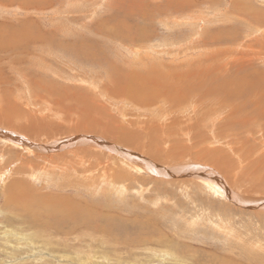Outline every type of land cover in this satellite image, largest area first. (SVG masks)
Returning a JSON list of instances; mask_svg holds the SVG:
<instances>
[{"label":"rangeland","instance_id":"1","mask_svg":"<svg viewBox=\"0 0 264 264\" xmlns=\"http://www.w3.org/2000/svg\"><path fill=\"white\" fill-rule=\"evenodd\" d=\"M113 1L0 0V128L20 140L27 136L19 128L43 132L27 139L36 146L30 152L21 142L0 136V264H220L221 259L238 257L264 264V212L238 208L190 182L192 177L173 181L130 171L121 160L113 161L111 157L118 156L109 150H90L69 141L77 134L104 136L108 143L145 158L202 164L222 179L231 178L232 183L223 179L228 188H240L244 196L264 195V123L253 122V114L248 117L251 104L235 105L237 112L230 114L223 107L231 102L230 95L223 94L221 103L202 95V83L210 79L211 86L223 71L224 80L239 72L240 77L254 76L264 87V34L252 28L262 27L257 24L264 17V0H187L185 9L182 0H168L172 12L162 10L161 17L155 6L164 0H146L136 16L155 14L150 27L149 21L132 20L127 11L112 22L146 27L149 39L133 45L112 41L105 30L93 32L96 23L113 15ZM237 1L249 5L244 13L233 10ZM251 7L257 18L253 24L246 18ZM24 23L53 49L17 48L14 35ZM229 27L238 29L233 44L221 43L218 49L204 43L206 32ZM61 42L67 48L56 47ZM73 44L83 45L88 56L73 52ZM216 52H221L220 60L225 58L222 62L206 60ZM241 56L248 59L243 68L230 66ZM138 80L145 83L135 88ZM190 103L203 114L190 119ZM256 123L262 125L261 137L255 135ZM64 140L66 147L55 145ZM12 183L15 190L69 197L95 207L100 215L78 225H56L42 217L36 221L26 210L41 204L17 207L9 200L15 191ZM42 202L43 208L50 206ZM37 207L34 211L41 213ZM90 221L100 230L108 223L112 227L106 232L85 229L93 228Z\"/></svg>","mask_w":264,"mask_h":264},{"label":"bare ground","instance_id":"2","mask_svg":"<svg viewBox=\"0 0 264 264\" xmlns=\"http://www.w3.org/2000/svg\"><path fill=\"white\" fill-rule=\"evenodd\" d=\"M31 1V0H30ZM146 0H114L113 2H112V7L110 6V8L109 9H111L110 10V14H113V15H111L110 17H108V19H107V21H105V22H103V20H101L100 21V24L101 25H96L95 24V30L93 31V32H95V31H102V30H105L106 32V34L108 35V36H111V40L112 41H115V42H118V43H122L121 41L122 40H124V41H127V42H129L130 43V45H133V43L135 44V43H137V42H139V41H146V40H148L149 39V37H150V35H148V30L146 29V27H142L141 25H139V24H137V23H133V25L135 26V27H130V26H128V25H126V24H124L122 27H120L119 25H117V24H112V22L113 21H115V20H120V17L121 16H123V15H125V11H127V12H130V14L132 15V16H130V18L132 19V20H144L145 22H147V21H149L148 23L150 24V19H154L155 18V14H148V16H146V14H141V15H139V16H136V12H142V8H143V3L145 2ZM185 1H187V0H182V2H181V5H182V7L184 8V6H185ZM27 2V1H26ZM161 2V1H160ZM187 2H189V1H187ZM166 3H169L168 2V0H164V2L162 3H160L159 5H156L155 7L156 8H158V12L156 13V14H159L160 15V17H161V14H162V10H163V12L164 13H167V12H172V10H171V8L168 6V4H166ZM29 6H31V5H29ZM32 7H33V5H32ZM238 7V8H237ZM249 7V5L247 4V3H245V4H239V1H237V2H235L234 3V5H233V10H236V13H238V12H242V13H244L242 10L243 9H246V8H248ZM31 8V7H30ZM27 10H28V8H26ZM185 9V8H184ZM147 10V9H146ZM258 10V9H257ZM114 11V12H113ZM148 11V10H147ZM177 11H179V10H177ZM177 11H175V12H177ZM249 13H246V18H247V20L249 21V23L251 22V24H253V20H255V19H257L254 15H253V8L251 7L250 8V10L248 11ZM174 13V12H173ZM263 13V12H262ZM163 15V14H162ZM166 15V14H165ZM134 16V17H133ZM177 18V17H176ZM194 19H196V18H194ZM190 22V21H189ZM193 23V22H192ZM191 23V24H192ZM148 24V25H149ZM152 25V23L149 25V27ZM258 26H262V27H259V28H256V27H252L253 28V30L254 31H257L258 32V30L260 31V32H262L263 34H264V17H262L261 18V20H260V22L257 24ZM28 25L26 24V23H24V24H22V25H20V27H19V29L17 30V32L18 33H16L15 32V34L16 35H14V36H16L19 40L16 42V44L18 45V47L17 48H22V49H24V48H27L29 45H35L36 47H40V48H46V49H48V51H51L52 49H53V47H48L47 45H46V43H45V40H41L40 39V35L39 34H36V35H33V34H31L30 32H29V30H28V27H27ZM101 26V27H100ZM67 29V28H66ZM62 31H64L63 29H61ZM238 30V29H237ZM237 30L234 32V28H231V27H229V28H217L216 30H214V32H211V33H209V32H206L205 34H206V37L205 38H207V39H205V41H204V43H207V44H212V45H214L215 47H217L218 49H220V48H223V47H221V43H227V44H233V42L235 41V39H236V37L237 36H239L238 35V33H237ZM14 31V30H13ZM153 32V31H152ZM9 33V32H8ZM38 33V32H37ZM52 33V32H51ZM151 33V32H150ZM53 34H54V32H53ZM61 34H62V32H61ZM256 34V33H255ZM262 34V35H263ZM13 36V35H12ZM1 37V36H0ZM3 37V36H2ZM10 37V36H9ZM54 37V36H53ZM107 38V37H106ZM10 39V38H9ZM16 39V38H15ZM7 40V39H6ZM59 40V39H58ZM109 40V39H108ZM14 41V40H13ZM4 42V41H3ZM2 42V43H3ZM58 42H60V40L58 41ZM150 42V41H149ZM148 42V43H149ZM56 43V42H55ZM11 46H12V48H9L8 50H10V51H12V49H14L15 48V44L13 43V42H11V43H9ZM52 44H53V40L51 39V46H52ZM63 43L61 42L60 44H58V45H56V47H58L59 45H62ZM146 44V43H145ZM2 45V44H1ZM0 45V46H1ZM66 45V44H65ZM122 45V44H121ZM6 46H9L8 44L6 45ZM63 46L64 45H62V48H63ZM74 46V44L73 45H71V47L72 48H70V47H68V48H70V49H73L72 51L73 52H77V55H80V56H82L84 53H83V45H81V46H79L78 44L76 45V46H74V47H76V48H74L73 47ZM4 47V46H3ZM24 47V48H23ZM66 46H64V48H65ZM128 47V46H127ZM133 47V46H132ZM131 46H130V48H132ZM67 48V47H66ZM84 48H85V46H84ZM130 48L128 49V50H130ZM59 49H61V48H59ZM74 49H76V50H74ZM16 50V49H15ZM93 50H94V48H93ZM222 51V50H221ZM65 52V51H64ZM85 52V51H84ZM87 52V51H86ZM95 52V51H94ZM129 52V51H128ZM56 53V52H55ZM51 54H52V52H51ZM68 54V53H67ZM61 55V54H60ZM219 55H221V52H219V53H217L216 52V54L215 55H213V56H209V57H207V59L206 60H210V61H219V62H222L221 60H223V58L220 60L219 58L221 57V56H219ZM223 56L225 55V54H222ZM48 56H50V55H48ZM67 56V55H66ZM83 56H88V55H86V53L83 55ZM68 57H70L71 59H75L76 57H75V55H73V54H70L69 53V55H68ZM235 57V56H234ZM106 58V57H105ZM258 58V57H257ZM109 59V58H108ZM225 59V58H224ZM81 60V59H80ZM240 60V61H239ZM239 60H235L234 59V62H232V63H230V66H236V68L237 67H239V68H243L242 67V65L243 64H245L246 62H247V60L248 59H246V57H244V56H241V58L239 59ZM249 60H252V59H249ZM236 61V62H235ZM36 62V61H35ZM112 63V62H111ZM64 64V63H63ZM246 65V64H245ZM202 66V65H201ZM210 66V65H209ZM200 67V66H199ZM220 68V67H219ZM251 68V67H250ZM204 69V68H203ZM209 69H210V67H209ZM221 69H223L222 67H221ZM247 69V68H246ZM213 70V69H212ZM244 70V69H243ZM249 70V69H248ZM159 71V70H158ZM206 71V70H205ZM223 71V70H222ZM235 71V70H234ZM188 72V71H187ZM219 72V71H218ZM186 73V72H185ZM189 73H192V72H190L189 71ZM211 73V72H210ZM220 73H221V71H220ZM233 73V72H232ZM248 73V72H247ZM204 74V73H203ZM242 74V73H241ZM187 75V74H186ZM185 75V76H186ZM219 75V74H218ZM226 74L224 73V71H223V74L222 75H219V76H217V78H218V80L219 81H217V82H214L213 84H211V86L209 85V82H210V79H207V81H205L204 83H202V82H199V83H202V87H203V89H204V86H205V89L203 90L204 91V93L202 94V95H204L205 97L206 96H212V97H216L217 99H218V103H221V101H222V98H223V94H224V96H229L230 95V99H231V102H229L228 104H226V105H224L223 107L224 108H226V110L227 109H230L229 110V113L230 114H232V113H236L237 112V110H236V108H235V105L236 106H239V104H243L242 105V107H248V105L249 104H251V110L250 111H248V113H247V115H248V117H250L251 115L250 114H253V122H257V121H260L262 124L264 123V87H263V85H262V83L260 82V80H258V79H253L252 77H254V76H248V77H245V76H243V77H240V74H239V72H238V74L237 75H235L234 77V79H230V78H227V79H225L224 80V78H222V76H225ZM254 75H255V73H254ZM210 76V75H209ZM158 77V76H157ZM189 77V76H188ZM125 78V77H124ZM143 78H145V77H143ZM148 78V77H147ZM67 79V78H66ZM118 79V78H117ZM151 78L149 77L147 80H150ZM165 79V78H164ZM163 80V79H162ZM189 80V79H188ZM203 80V79H202ZM139 81V83L142 81H140V80H138ZM152 81V80H151ZM204 81V80H203ZM157 82V81H156ZM165 82V81H164ZM125 83V82H124ZM145 83V81L143 80V82L142 83H140V85L138 84V85H136L137 84V82L134 84V85H132V86H134L135 88H139V87H141L142 86V84H144ZM151 84H152V82H151ZM166 84V83H165ZM189 84V83H188ZM130 85V84H129ZM129 85H128V87H129ZM164 85V84H163ZM172 85V84H171ZM181 85V84H180ZM157 86V84H153V87H156ZM174 86V85H173ZM166 87V86H165ZM176 87V86H175ZM191 87V86H190ZM201 87V88H202ZM125 88H127V82L125 83ZM184 89H187V87L186 88H184ZM125 91H126V89H125ZM124 90H123V88L121 87V92H125ZM54 93V92H53ZM80 96V95H79ZM78 96V97H79ZM148 97H145V98H149L150 97V95H147ZM212 97H210V99L212 98ZM209 99V100H210ZM77 100V99H76ZM58 102V103H57ZM56 103L57 104H59V101H57ZM77 102V101H76ZM244 102V103H243ZM141 103V102H140ZM217 103V102H216ZM79 104V103H78ZM194 104V103H193ZM192 103H190V105L192 106V113L191 112H188V113H191V116H190V119H193V118H196V117H198V116H200L201 114H203V112L201 111L200 112V110H198V111H196V109L194 108L195 106L193 105ZM214 104V103H213ZM86 105L87 104H85V106H80L81 108H85L86 107ZM196 105V104H195ZM215 105V104H214ZM121 106V105H120ZM50 107V106H49ZM140 107V106H139ZM138 107V108H139ZM221 107V106H220ZM222 107V108H223ZM250 107V106H249ZM198 108V107H197ZM221 109V108H220ZM84 110V109H83ZM83 110H81L80 112H82ZM140 110V109H139ZM202 110V109H201ZM248 110V109H247ZM45 112V111H44ZM85 112V111H84ZM183 112H186V111H183ZM182 112V113H183ZM240 112L241 113H243L242 111H241V109H240ZM48 113H50L51 114V112H48ZM86 113V112H85ZM149 113V112H148ZM59 114V113H58ZM51 116H52V114H51ZM50 116V117H51ZM135 117H137V116H135ZM189 119V120H190ZM135 122V121H134ZM28 123V122H27ZM133 123V122H132ZM144 123V122H143ZM30 124H32L33 125V123H30ZM35 126V125H34ZM261 126L262 125H257V123H256V125H253V128L256 130V133H255V135H260V137H261V134L264 132H261L260 130H262L261 129ZM16 127H18V126H16ZM20 127V126H19ZM46 127V126H45ZM212 127V126H211ZM263 127H264V124H263ZM47 128V127H46ZM14 129H16V128H14ZM22 132H24V134L27 136V139H35L34 137H32V135H36L37 133H39V132H42V130L39 128V129H36V130H34V129H32V127H30V126H28V127H26V128H24V127H22V128H19ZM64 130V129H63ZM17 131V130H16ZM19 131V130H18ZM17 131V132H18ZM32 133H31V132ZM59 133L61 132V131H58ZM63 132V131H62ZM20 133V132H19ZM43 133V132H42ZM57 133V132H56ZM64 133V132H63ZM23 134V135H24ZM41 134V133H40ZM40 134H39V136H40ZM58 134V133H57ZM61 134V133H60ZM29 135V136H28ZM64 135V134H63ZM0 136L2 137V138H5V139H7V140H12V141H18V144H19V142H21L20 144L21 145H25L28 141H27V139L26 140H23V139H21L20 140V138L19 137H17L14 133H11V132H8V131H6V130H3V129H1L0 128ZM44 136V135H43ZM51 135H49V137H50ZM52 136H54L55 137V134H53L52 133ZM58 136V135H57ZM38 137V136H37ZM48 137V136H47ZM62 137V136H61ZM69 137V136H68ZM103 138H104V136H102ZM41 138H42V136H41ZM52 138V137H51ZM102 138V139H103ZM106 138V137H105ZM104 138V139H105ZM44 139V138H43ZM50 139V138H49ZM49 139H48V141H49ZM62 139V138H61ZM102 139L99 137V136H96V137H92V135L91 136H82V137H80V135H74V136H71V137H69V141H70V144L71 143H73V145H75V146H79V147H88L87 149H90V150H97L98 151V149L97 148H99V147H101V148H104V149H106V150H109L108 152H110L111 154H115V153H113V147L115 146V147H119V146H117L118 145V143H116V142H113L114 144V146H112V145H110V146H104V144H103V141H102ZM118 139L119 140H122V138H120V137H118ZM4 140V139H3ZM2 140V141H3ZM37 140H38V138H37ZM55 140H57V139H54V141ZM107 139H105V141H106ZM127 140V139H126ZM39 141V140H38ZM52 141V140H51ZM67 141V140H66ZM66 141L64 140V142L63 141H59V142H56V146L57 147H66L68 144L66 143ZM85 141H87V142H85ZM4 142H8V141H5L4 140ZM37 142V141H36ZM35 142V143H36ZM106 142H108V141H106ZM215 142V141H214ZM260 142H262V140L260 139ZM38 143V142H37ZM48 143V142H47ZM128 143V145H130L131 144V142L130 141H128L127 142ZM13 144H17V143H13ZM13 144H11V145H13ZM28 144H29V142H28ZM40 145H41V143H39ZM216 144V143H215ZM31 145V146H30ZM15 146V145H14ZM97 146V147H96ZM220 146V145H219ZM18 148H23L22 146H17ZM26 147H28V149H26V150H28L29 152H30V148H35L36 149V146L35 145H33V144H29V145H27V146H25V148ZM40 148L42 147V148H44V146H39ZM50 147V146H49ZM51 148V147H50ZM109 148V149H108ZM45 149H46V147H45ZM49 149V148H48ZM58 149V148H57ZM79 149V148H78ZM52 150V149H51ZM75 150V149H74ZM76 150H77V148H76ZM75 150V151H76ZM126 151H124V152H121V154L120 153H117V154H115V155H117L118 157H111V159H113V161H115V162H118V163H121V161L123 162V164H124V166H126L127 168H129L130 169V171L131 170H133V171H135V172H141V168L142 167H138L137 165H135V163H133L132 161L131 162H129V161H127L126 159H123L121 156H127L131 151L130 150H127V149H125ZM43 151V150H42ZM71 151H73V150H71ZM104 151V150H103ZM60 153V152H59ZM91 153V152H90ZM89 153V154H90ZM132 153H134V152H132ZM138 153V152H137ZM137 153H135V154H137ZM40 154V153H39ZM45 154V153H44ZM55 154H56V152H55ZM76 155V154H75ZM44 156V155H43ZM112 156V155H111ZM157 156V155H156ZM216 156H217V154H216ZM107 157H109L108 155H107ZM214 157V156H213ZM159 156H157V157H150V158H147V159H149L150 161H153V162H156V163H158V164H162V165H165L164 163H166V162H170L171 163V165H172V163L173 164H175V163H178L179 165H184V164H187V163H185V160H182V159H178V161L177 160H171V159H169L168 161L167 160H162L161 158H159ZM209 158H210V156H209ZM121 160V161H120ZM213 160V159H212ZM58 161V160H57ZM211 161V160H210ZM117 163V164H118ZM214 164V163H213ZM215 164H216V161H215ZM196 165H198V164H196ZM198 166H201V167H204L206 170L208 169V173H211V174H215V172H214V170H212V169H210L209 167H205V166H202V164L201 165H198ZM165 167V166H164ZM183 167H180V169L178 168L177 169V171H176V173H178V176H177V178H171V180H179L178 179V177H180V176H187L186 175V172H184L183 171V169H182ZM182 169V170H181ZM143 171V170H142ZM185 171H186V169H185ZM72 172V171H71ZM166 172H171V171H169V170H166ZM194 173V174H193ZM193 173H189L188 172V174L189 175H192V176H195V178H193L194 180L193 181H191L190 180V182H196L197 183V185L198 186H201V187H204V188H206V189H208L211 193H214V194H217V196H219V197H221L222 199H224L225 200V198L223 197V196H225V197H228L229 199H227L226 198V200H229L230 202H232V204L234 205V206H237L238 208L239 207H241V208H246V209H250V210H259V208H261L262 206H264V202L261 204V200H259V199H250L249 197H253V198H256V197H254V196H244L242 193H240L239 192V195L236 197V199H234V198H232V193L230 192L231 190H234V191H236V189H238V188H233V189H229L228 188V186L230 187V185H228V183H227V185H226V183L224 182V178L225 179H227V181L229 182V183H232L233 182V180L231 179V178H228L227 176H225V177H223V179L220 177V180L218 179H215V178H212V177H209V176H205V177H199V173H197L196 171H193ZM162 174V173H161ZM223 175V174H222ZM224 176V175H223ZM181 178V177H180ZM214 181H216V182H214ZM12 187V189L13 190H15V188H16V185L15 184H11V186H10V188ZM260 188H261V186H259ZM19 188V187H18ZM224 188V189H223ZM264 188V185L262 186V189ZM221 189L223 190L222 192H221ZM257 189V188H256ZM238 191V190H237ZM239 191H241L240 190V188H239ZM13 192V191H12ZM32 191H29V192H27L26 190H24V188H19V189H16L15 191H14V193H11V194H9V200H11V201H14L15 203H16V205L19 203V206L20 205H23V204H27V203H33L34 201H38L41 205H39L38 207H37V205L36 206H34L33 204V206H34V209H35V207H37L40 211H42L41 213L39 212V213H36L37 211H34V209H33V207H32V210L31 209H28V210H26L27 211V213L29 212V210L31 211V213H33L32 214V216L33 217H36V221H37V218H39V217H42V219L43 218H46V219H48V221H52V222H54L56 225L57 224H61V225H64V226H66L65 225V222H73V224H76L77 223V225L79 224V223H81V221H83V220H85V218L87 217L88 219H97L96 217L98 216V215H100V214H97V209L94 207H92V208H88V207H86V206H81L79 203H75V202H73L69 197H64V196H60V197H58V198H51V197H48V196H46V195H42V194H40L39 195V193L37 192V193H33ZM223 193V194H222ZM35 194H38V195H35ZM32 195H34V196H32ZM226 195H228V196H226ZM38 196V197H37ZM261 196H264V195H261ZM232 198V199H231ZM47 200V201H46ZM42 201H45V203L44 204H46V202L47 203H50V206L49 207H45V208H43L42 207V203L41 202ZM80 201V200H79ZM36 202H34V203H36ZM37 202V203H38ZM38 203V204H39ZM28 205V204H27ZM48 205V204H47ZM89 205V204H88ZM18 205H17V207H19ZM28 206H30L31 207V205L29 204ZM41 206V207H40ZM44 206V205H43ZM256 207V208H255ZM19 208H22V207H19ZM18 208V209H19ZM28 208V207H27ZM36 208V209H37ZM30 214V213H29ZM29 214H27V215H29ZM106 217V216H105ZM32 218V217H31ZM108 218V217H107ZM34 219V218H33ZM40 220V219H39ZM84 222V221H83ZM87 222H89V221H87ZM91 222V221H90ZM97 222V221H96ZM98 223V222H97ZM105 223H107V222H105ZM49 224V223H48ZM194 224V223H193ZM91 225L93 226V228H91L90 229V227L89 226H86V227H84L85 229H89V230H95L96 231V229H98V227L97 226H94L93 225V223L91 222ZM48 226V225H47ZM69 226V225H68ZM78 227V226H77ZM111 227L112 226H110V224L108 223V224H105L104 226H103V228H101L104 232H106V231H110V229H111ZM228 227V226H227ZM74 228V227H73ZM83 228V227H82ZM98 230H100V229H98ZM102 230H100V231H102ZM72 231V230H71ZM103 232V233H104ZM102 233V234H103ZM226 259V261L224 260V261H222V259L220 260V264H223L222 262H224V264H249V261H247L246 259H250V257H245V259H242V257H238L236 260H234V261H230L228 258H225ZM228 260V261H227ZM215 263V262H214ZM213 263V264H214Z\"/></svg>","mask_w":264,"mask_h":264},{"label":"water","instance_id":"3","mask_svg":"<svg viewBox=\"0 0 264 264\" xmlns=\"http://www.w3.org/2000/svg\"><path fill=\"white\" fill-rule=\"evenodd\" d=\"M29 144L27 142L25 145H22V146L25 147V146H27ZM103 144H104V146H110V145L114 146L113 143H108L106 141H103ZM113 148H114L113 149V153H115V154H117V153L121 154V152L126 151L122 146H120V147H115L114 146ZM121 157L123 159H126L129 162L132 161L138 167L139 166L142 167L140 169L141 171L143 170L142 173L151 175V176L156 177V178H161V179L162 178H164V179L177 178V176H178V173H176L177 169L178 168L180 169V167H183L182 169H183L184 172H186V175L188 177L195 178V176L189 175L188 172L189 173H193V171H196L197 173H199V177L209 176V177L215 178L217 180L218 179L220 180L219 175H217L216 173L215 174L208 173L209 172L208 169L206 170L204 167L198 166V165L193 164V163H188V164H184V165H179L178 163L177 164L176 163L175 164L172 163V165H170V166L169 165H162V164H158L156 162L150 161L149 159H147V158H145L143 156H140L138 154L132 153V152H130L127 156L124 155V156H121ZM185 169H186V171H185ZM166 170H169L171 172H166ZM214 182H216V181H214ZM231 189H233V188H231ZM222 191L223 190L221 189V192ZM230 192L232 193V198L235 197L234 199H236V197L239 195V191H237V190L236 191L231 190ZM226 196H228V195H226ZM253 196L256 197V198H253V197L252 198L249 197V198L250 199H259V200H261V204L264 202V196H261L259 194H253ZM223 197L225 199L226 198L229 199L228 197H225V196H223ZM259 210L264 212V206L259 208Z\"/></svg>","mask_w":264,"mask_h":264}]
</instances>
